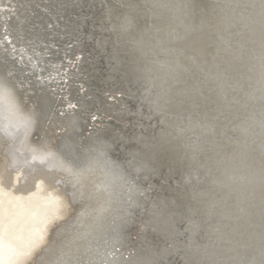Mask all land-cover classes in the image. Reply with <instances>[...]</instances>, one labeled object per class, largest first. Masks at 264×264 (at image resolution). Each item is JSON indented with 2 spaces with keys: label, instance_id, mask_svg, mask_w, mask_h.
I'll use <instances>...</instances> for the list:
<instances>
[{
  "label": "bare ground",
  "instance_id": "obj_1",
  "mask_svg": "<svg viewBox=\"0 0 264 264\" xmlns=\"http://www.w3.org/2000/svg\"><path fill=\"white\" fill-rule=\"evenodd\" d=\"M73 1H79L77 12L70 0H0V137L5 143L15 142L16 133L5 132L2 121L31 127L33 101L44 94L34 87L25 91L20 70L33 85L39 86L40 77L57 82L50 77L58 75L52 68L64 65L51 54L56 44L65 41L67 52L83 55L84 34L97 37L93 47L104 41L101 72L90 44L85 48L89 62L79 59L64 77L66 87L88 90L96 104L89 114L80 112L73 125L86 131L87 120L97 114L88 124V145L103 168L74 174L96 178L97 215L88 221L94 228L88 224L85 233L70 238L78 240L67 252L69 260L90 264L94 245L110 243L125 254L124 264H264V5L260 0ZM103 84L116 93L113 101L98 94ZM64 125L57 120L46 129L56 132ZM39 137V131L32 135ZM49 141L55 145V139ZM71 149L73 160L82 162L85 155ZM16 154L8 157L10 168L21 157L22 175L31 171L24 188L37 173L35 184L61 186L48 171L34 170L27 155ZM143 178L153 181L144 188ZM53 187L15 194L17 202L0 183V198L6 199L0 200V220H6L0 246L12 247ZM132 227L136 230L127 240L115 237ZM134 235L135 241L128 239Z\"/></svg>",
  "mask_w": 264,
  "mask_h": 264
},
{
  "label": "rangeland",
  "instance_id": "obj_2",
  "mask_svg": "<svg viewBox=\"0 0 264 264\" xmlns=\"http://www.w3.org/2000/svg\"><path fill=\"white\" fill-rule=\"evenodd\" d=\"M5 18L6 17L4 16L1 19V21L5 20ZM73 21H75V20H73ZM82 37L83 38L81 41V49H82V53L84 56L81 55V52H79V54L81 56L80 59L83 62H89V58H87V56L89 54L85 48L87 46H89L90 44L92 46H94L97 42V39H96L97 37L91 36L89 34H84ZM1 40H2V38L0 37V47H1ZM68 47H69V45L66 44L65 41H63V44H61V45L59 44L57 46V44H56V46L54 47V50L56 49L57 52L52 50L51 54L55 58L58 57L56 59H59L60 55L63 56L64 54H66ZM13 65L16 69L22 67L21 65H20L21 67L15 66V64H13ZM58 66L59 67L56 70H53V68H52V71H59L62 67L60 65H58ZM20 71H21V74L24 75V78L27 81L26 82L23 80L24 84L26 86V88L24 89L25 91H29L31 88L34 87L37 89H41V91H43L44 94L39 95L37 97V99L33 101L34 112H33V115H32V112H31V114H29L30 116L33 117L32 122H31V127L28 128L27 126H25L23 124H13V123H8L6 121H2V124L4 125L5 129H8L5 132H9V133H13V134L16 133V136L14 137L15 142H12V143H10V142L5 143L4 142L5 138L3 136H2L3 139H2V137H0V173H1L0 175L3 176L2 178L0 177V183H2V186H4V188H7L6 190L8 191V195H11L12 200L17 201V202L20 201L17 199V196L21 197V195H23L24 192L25 193H27L28 191L30 192V191H32L33 188H34V190L36 189L35 191H38L42 186L53 187L52 184L50 185L49 182H46V181H42V182L35 184V182L37 181L36 179L39 178V174L37 173V174H34L35 179L33 178L31 180L33 182H31L29 186L24 188L22 185L24 184L25 179L28 180L29 179L28 177H31V171H28L29 172L28 176H25V177L23 176L25 174V173H23V172H25V166H23V163L21 161L22 160L21 157L17 158L18 160H20V162L19 161L16 162L17 165L14 164L13 167H11V168L9 166L10 165V163H9L10 156H12L14 153L17 152L16 155H18V154H20V156L27 155L28 156L27 158L32 160L31 161L32 164L34 166H36L35 168L33 167L34 170L37 168L38 169L41 168L42 171L43 170L46 172L48 171L47 173H50V175H52L53 178L57 177L55 179H57L59 181L61 186L60 187L54 186L50 190L52 192L49 194V196L47 195L48 197L46 196L47 198L41 204V208L36 210L35 213H33V215L31 217H29L30 219L25 224V227L21 231V234L13 241L14 244L12 245V247L0 246V264H37V263L42 264L45 261V259H47V258L48 259L43 264H56V263H58V264H74V263H72V261L69 260V254H67V252L70 250L71 245L74 242H76L78 239L71 240L70 238H72L76 233L78 234V232H81L82 234H83V232L85 233L88 230L87 229L88 224L91 226L93 224L92 222L90 223L88 221L92 220L94 214L97 215L95 213V210H94L95 208H97V203H96V201H97V199H96L97 192L96 191L97 190L95 189L96 178L92 177V179H89L87 177H83V178L78 177L79 178L78 179L77 177L74 178V174H78L80 172V170L84 169V168L87 170H92L93 172H96V174H97V172L99 170H102L103 168L100 167L101 166L100 163L99 164L97 163V161L99 160L98 153L93 151L92 150L93 148L88 145V138L90 136L89 131H87V130L85 131L83 129V132H82V131H80L82 128H79V130H76V129H74L73 124L75 122V119H78V117L80 116V112L84 111V112L88 113V111L94 106L95 103L93 102V98H92V96L88 90L86 91V90H83L81 88V89L77 90V93L75 94V93L71 92V89L69 87H66L67 92L62 93V98L64 99L65 96L70 95L69 101H71L72 104H74L75 108H72L70 105L69 108L64 107V108L60 109L58 112L50 110V105H48L49 102H48V99L46 97L49 96V94L51 92L53 93L54 90H56V88H55L56 85L54 84L55 81L50 80V79H46L45 77H40L39 79H37L39 86H37L35 83H34L35 85H33L32 77L25 70H20ZM53 73H52V76H53ZM27 88H29V89H27ZM22 92L24 93V91H22ZM79 93H81V95H83V96L84 95H87V97L90 96L89 97L90 100H89L87 106L84 107L83 109H80V106H78V104H76V101L74 99V96L79 95ZM114 95H116V93H114ZM75 98H76V96H75ZM59 104L61 106H63L61 101ZM106 109L107 108L103 107L101 109V112H104V110L106 111ZM0 118H1V116H0ZM57 120H61V122L63 120L64 123L66 122V125H64L62 127V129H60L56 132H48L47 131L48 129H46V127L51 125L53 121H57ZM121 120H122V124L124 126L123 129H125L126 133L129 135L131 132L129 121L127 120V118L125 116L122 117ZM1 130L2 129H0V131ZM25 130H27V131H25ZM35 131L36 132L39 131L40 137L38 139L36 138L34 140L32 138V135ZM73 131H74V133L71 135V132H73ZM43 133H45V134L51 133L53 135H51V137H45L46 135H44ZM82 133L84 135H82ZM131 133H133V132H131ZM22 135L26 136V139L24 137V140L21 142V145H20L19 139H20V137L23 138ZM187 137L188 136H186V138ZM49 138L51 141H52V139H55V145L54 146L53 145L51 146ZM56 139L57 140L60 139V141H62V142H59V141L56 142ZM67 139H70V141H68ZM6 145H8V146H6ZM18 147H20V149ZM2 148H3V150H2ZM42 148H43V150H42ZM71 148L75 149V151L82 152L81 154L85 155V157H81V158H84V160L82 162H76L75 160H73L74 159L73 158L74 153L72 155L69 153V152L73 151ZM83 150H87V152H85ZM47 157H49V158H47ZM62 157L70 159L73 163L71 161H67V160L66 161L63 160V162H62L60 160V158H62ZM44 158H45V160H44ZM42 161H44V162H42ZM47 162H48V164H47ZM3 164H4V166H3ZM3 167H4V169H2ZM1 169L3 171H1ZM21 169H23V170L19 171ZM50 169H51V171H50ZM22 173H23V175H22ZM34 173H36V172H34ZM101 174H103V172H101ZM1 180H2V182H1ZM142 180H144V183L146 184V185H144V188H145V186L148 187L149 183L151 181H153L151 178H148V179L143 178ZM70 182H71V184H70ZM147 183H148V185H147ZM13 185H14V187H13ZM79 185H81V186H79ZM10 189H12V191ZM16 189H18V190H16ZM62 189L65 191V193L60 192V190H62ZM94 195L96 197H94ZM152 195L150 196L151 198H152ZM0 196H1V193H0ZM60 198H62L63 201L60 200ZM0 200H6V199L0 198ZM83 200H84V202H83ZM87 209H88V211H87ZM89 210L91 212H89ZM72 215L75 217L73 218ZM76 215H77V217H76ZM8 216H10V214H8ZM6 219H8V217H6ZM80 219H81V221H80ZM85 221L88 223H86ZM5 223H6L5 219L0 220V226L5 224ZM74 226H76V227H74ZM94 226L95 225L93 224V228H94ZM134 227H136V229H137L138 226H134ZM134 227H132L133 229L132 228L130 229V233H132V234H133V232H135ZM55 228H57V229H55ZM47 232H49V233H47ZM181 232L182 231L179 230V234H181ZM41 233H42V235H40ZM52 234L55 235V237ZM47 236H48V239H47L48 242L46 241ZM52 236L55 239L51 238ZM133 237H134V239L132 241H135L136 235H134ZM49 240H51V242ZM64 241H65V243H64ZM178 242H179L178 244H181L180 239L178 240ZM57 243H60V244H57ZM108 244L109 245H106L105 243H97L94 245V247L92 248V252L90 254L91 255L90 264H115V263L116 264H120V263L124 264V262L126 260V259H124L125 254L121 253V251L120 252L116 251L115 248L111 247L110 243H108ZM48 245H49V249L47 247ZM52 245H53V247H52ZM60 245L62 247H60ZM167 247H169V245H167ZM109 249H111V250H109ZM55 250H57L56 251V252H58L57 254L56 253L54 254ZM63 250H65V251H63ZM36 251H37V256L34 257V254L36 253ZM39 251H40V253H39ZM41 251H43V252H41ZM60 251H61V253H60ZM47 255L50 258L46 257ZM42 258H45V259L43 260ZM54 259H57V260L54 261Z\"/></svg>",
  "mask_w": 264,
  "mask_h": 264
},
{
  "label": "water",
  "instance_id": "obj_3",
  "mask_svg": "<svg viewBox=\"0 0 264 264\" xmlns=\"http://www.w3.org/2000/svg\"><path fill=\"white\" fill-rule=\"evenodd\" d=\"M71 2L73 1V0H70ZM74 2V1H73ZM72 2V7H71V11L72 10H76V12H77V6H76V4L75 3H79V1L78 2H76L75 1V3H73ZM68 4V3H67ZM117 22V26H119V21H116ZM122 27V26H121ZM120 28V27H119ZM78 36L79 35H81L82 34V30L81 31H79L78 33H76ZM108 35H109V32L107 33ZM95 38V37H94ZM97 39V38H96ZM100 41V40H99ZM101 43V44H100ZM100 43H97V47H93V46H91V50H92V54L93 53H98L99 54V58L102 60H100L99 59V61H100V63H101V65L100 66H102L101 67V69L99 70V72H101L102 70H103V66H105V62H104V59L102 58V57H105L107 54H106V49L104 48V41L103 40H101L100 41ZM60 58V61L63 63V69L61 68L59 71H57V73L56 74H58L57 76H52V74H50V77H51V79L52 78H57V82H55L54 84L56 85L55 86V88H56V90H54V92L52 93H50L49 94V96H47L46 98L48 99V102H49V104L48 105H50V110H53V111H55V112H58L60 109H62V108H64V107H66L65 106V104L66 105H74V104H72V102L71 101H69L70 100V95H67V96H65V104H63V106H61L59 103H60V101H61V99H62V93H66L67 92V89H66V84L65 83H67V81L64 79V77L67 75V73L70 71V70H72L74 67H73V65H75V62L76 63H78V61H79V59H80V54H77V53H72V52H70V51H68L67 53H66V55H60L59 56ZM87 61V60H86ZM100 76H102V73L100 74ZM135 81V80H134ZM111 84V83H110ZM132 84L134 85V86H132V88H136V90H138L139 92L141 91V87H139V86H137V83H133L132 82ZM103 88H104V90H103V92H99L98 94L99 95H103V96H106L107 98H108V100L109 101H113V98L112 97H115V95H114V93H112L111 92V86H109V85H107V86H105L104 87V84H103V86H102ZM73 88V87H72ZM71 92H73V93H77V88L76 87H74L73 89H71ZM142 92V91H141ZM64 95V94H63ZM75 96H76V98H75ZM74 96V99H75V101H76V104H78V106H80V109H83L84 107H86L87 106V104H88V102H89V100H90V96L89 97H87V95H81V93H79V95H75ZM111 98V99H110ZM47 105V106H48ZM72 108H75V107H72ZM142 109H144L143 107H142ZM145 110V109H144ZM52 111V112H53ZM89 113V112H88ZM97 114H95V113H93V116H91L90 118L91 119H89V120H87V124L86 123H84V124H86V125H84V128L86 129V130H88L89 128H91V125L89 126L88 124H91V122L92 121H95L96 119H97V116H96ZM88 125V126H87ZM121 155H122V153H121ZM144 171H146V169L145 170H143L140 174H143V173H147V172H144ZM134 176V175H133ZM132 176V177H133ZM141 176V175H140ZM135 178V177H134ZM155 180V179H154ZM130 232V230H127V231H125V230H121V232L119 233V234H117L115 237H117V236H119L120 237V235L125 239V240H127L126 239V236H128V233ZM130 234V236L132 235V233H129ZM121 238V237H120ZM129 240H133L134 239V237H129L128 238ZM118 240H120L119 238H118ZM126 249H128V247L126 248Z\"/></svg>",
  "mask_w": 264,
  "mask_h": 264
},
{
  "label": "clouds",
  "instance_id": "obj_4",
  "mask_svg": "<svg viewBox=\"0 0 264 264\" xmlns=\"http://www.w3.org/2000/svg\"><path fill=\"white\" fill-rule=\"evenodd\" d=\"M260 4L261 5H264V0H260Z\"/></svg>",
  "mask_w": 264,
  "mask_h": 264
},
{
  "label": "snow or ice",
  "instance_id": "obj_5",
  "mask_svg": "<svg viewBox=\"0 0 264 264\" xmlns=\"http://www.w3.org/2000/svg\"><path fill=\"white\" fill-rule=\"evenodd\" d=\"M71 107H75L74 105H71Z\"/></svg>",
  "mask_w": 264,
  "mask_h": 264
}]
</instances>
